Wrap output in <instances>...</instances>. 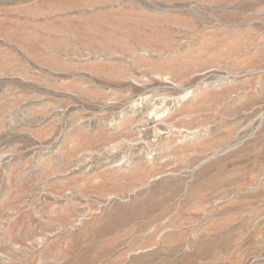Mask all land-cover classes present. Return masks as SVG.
Segmentation results:
<instances>
[{"label":"rangeland","instance_id":"rangeland-1","mask_svg":"<svg viewBox=\"0 0 264 264\" xmlns=\"http://www.w3.org/2000/svg\"><path fill=\"white\" fill-rule=\"evenodd\" d=\"M0 264H264V0H0Z\"/></svg>","mask_w":264,"mask_h":264}]
</instances>
